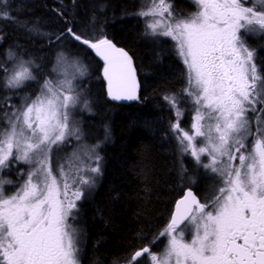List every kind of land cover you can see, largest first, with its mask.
I'll return each mask as SVG.
<instances>
[{"label": "snow or ice", "instance_id": "6c2138e0", "mask_svg": "<svg viewBox=\"0 0 264 264\" xmlns=\"http://www.w3.org/2000/svg\"><path fill=\"white\" fill-rule=\"evenodd\" d=\"M193 2L197 11L187 16L179 15L170 0H150L135 15L144 19L146 36L175 42L193 114L190 130L181 128L182 101L175 94L165 96L176 117L170 130L181 155L190 156L218 186L203 202L189 187L164 229L130 253L126 264H143V258L148 264H264V70L255 62L256 49L245 42L249 35L264 36V0ZM11 8V0H0V19L20 23ZM66 35L103 59L111 99H138L132 57L95 23L85 34L69 27L54 39L59 43ZM4 55L3 89L19 91L37 82L34 60L18 49ZM52 72L34 97L3 113L0 171L21 162L28 170L11 194L4 185L13 182L0 179V264H81L77 234L68 221L78 212L85 186L92 187L101 174L102 157L99 145L74 150L63 162L55 156L81 139L73 119L81 103L75 80L87 69L59 52ZM83 105L91 111L88 101ZM161 239L166 240L163 249L153 252Z\"/></svg>", "mask_w": 264, "mask_h": 264}, {"label": "trees", "instance_id": "16d2710c", "mask_svg": "<svg viewBox=\"0 0 264 264\" xmlns=\"http://www.w3.org/2000/svg\"><path fill=\"white\" fill-rule=\"evenodd\" d=\"M11 3V16L20 23L0 20V63L5 60L6 48L18 49L25 54L24 58L37 62L39 70L37 82L19 91L3 89L0 81V111H9L11 105L19 103L16 99L9 102L11 92L26 97L35 95L41 82L51 75L56 51L89 58L87 63L92 72L88 82L94 81L90 90L96 89L97 97L94 113L87 118L85 128L90 138L95 139L92 141L98 138L105 143L100 148L101 179L78 204L80 262L125 264L130 253L149 245L164 229L176 200L189 182L197 195H206L214 185L190 161H179L169 138L174 117L164 98L181 92L185 84L184 66L170 41L142 37V24L132 12L134 0H11ZM179 3L183 4L181 0ZM90 22L98 30L105 29L113 43L132 57L140 85L138 99L129 103L110 100L100 75L102 63L90 49L67 36L59 43L55 41L54 37L68 26L80 33L85 32ZM248 40L256 45L254 40ZM256 57L264 70V48L259 46Z\"/></svg>", "mask_w": 264, "mask_h": 264}, {"label": "rangeland", "instance_id": "374dc122", "mask_svg": "<svg viewBox=\"0 0 264 264\" xmlns=\"http://www.w3.org/2000/svg\"><path fill=\"white\" fill-rule=\"evenodd\" d=\"M253 2L259 4L260 0H249L250 5ZM149 5H150V2L147 3V7ZM147 7H145V10L147 9ZM177 13L179 15H181V16L190 15V14H186L185 15V13H187V12H184V10H182V11L178 10ZM141 20H142V24H143V26H142V35L143 36L142 37L147 38V39H152V40H158V41L159 40L160 41L168 40V41H170L172 43L173 48H174V50L176 52L175 42L172 41L170 38L160 37V38L157 39V38L146 36L145 35V21H144L143 18H141ZM89 33H92V32H89ZM94 34H96V33H93V35ZM47 35H49V34L46 33V36ZM249 38L251 40H254V42H256L255 44L262 45L264 47V36H260V35H249V36H246L245 37V42L251 48L253 45L250 44V42H249L250 40H248ZM41 39H43V38L41 37ZM7 50H8V48H6L4 50V53ZM56 52H55L56 54L53 55V62L54 63H53V65L50 68L51 75L49 77H47V78H52L55 75L52 72V69H53V66L55 65L56 56L59 53V51H56ZM176 55H177V53H176ZM69 57L79 59L82 62V64L84 66H86V69H87L86 75H84L83 77H79L78 76L77 79L75 80V83L78 85V90L81 93V103H80V105H78V107L76 109L73 110V119L76 121L77 126L80 128V131H81L82 135H81L80 141H76L75 139H73L71 147H65V148H63V150L58 151V152L55 153V156L59 159L60 162H63L64 158L68 154L72 153L74 150H79V149L83 148L85 151H87L93 145H99V147L96 149V151L100 155V148L105 143V140L101 141L98 138L96 139V141H92V140H95V139L90 138L89 131H87L86 128H85L86 122L88 121L87 118L92 116L93 113H94V108H93L94 107V101H95V97H97L96 89L92 88L90 90L91 85L94 84V81L91 80L90 83L88 82V80L90 79V72H92V67H90L89 64L87 63V59L89 60V58L84 59V57H81L79 55L69 56ZM177 57L179 58V60L183 64L182 59L178 55H177ZM25 59H29V58L26 57ZM255 62H256V59H255ZM35 63L37 64V62H35ZM183 66H184V64H183ZM184 69H185V66H184ZM99 70H100V75H101L102 65H100ZM67 71L71 75L72 72H73V69L72 68H68ZM43 81L41 83H43ZM87 83H89V86L86 85ZM186 87H187V77H186V69H185V84H184V87L182 88L181 92L179 93V95H176V96L181 99L182 102L180 103L179 107L184 111V116L180 120L181 128H183L185 130H190V126H191V123H192V114H193V112H192V104H191V102L189 100L185 99V95H184V92H183V90ZM10 91H12V90H10ZM38 91H39V88L36 90L35 95L37 94ZM35 95H33L32 97H34ZM25 98H26V96L24 94L18 95V94H13L11 92L9 102H12L14 99H16L17 101H19V103H17L15 106H19L24 101ZM83 101H88L89 106L91 108V111H88V110L84 109ZM165 101L167 103V106L170 108V110H171V112L173 114L174 118H173L172 123H174V122H176V117L174 115V112L171 109L168 101L167 100H165ZM4 111H6V110H4ZM4 111H0V125L3 124V120H2L3 114L2 113H4ZM9 111H11V109ZM169 138H170V140L172 141V143L174 145L175 152L177 153V158L179 159V161L185 162L186 160H188V161L191 162V164L194 166V168L196 166L199 169H201L197 165V163L190 156H182L181 155V153L179 152L178 146H177V142L174 139L173 133L170 130V126H169ZM27 170H28V166L21 162V163H14V164H12V166L10 168L5 169L3 171H0V179L10 180V181L13 182L11 185H9V184H5L4 185V190H5L6 194H11L12 192H14L16 190L15 186H18L20 183L23 182V178L21 176V173L22 172H26ZM203 172H204L203 169H201V173H203ZM100 179H101V174L95 178V184L92 187L89 188V187L85 186V188H84V196H86L87 193H89V191H92L98 185ZM217 186L218 185L214 184L213 188L217 187ZM212 189H211V192L208 194V196H210L215 191V189H214V191ZM80 201H78L77 203L79 204ZM77 217H78V214L76 213L75 214V218L74 219L72 218L73 220H72L71 223H69V225L71 226L72 229L75 230V232L77 234L78 246L80 248V252H79V259H80L81 258V251H82V241L80 239L81 238V231L78 228V225L76 223L77 222Z\"/></svg>", "mask_w": 264, "mask_h": 264}, {"label": "flooded vegetation", "instance_id": "af4514ba", "mask_svg": "<svg viewBox=\"0 0 264 264\" xmlns=\"http://www.w3.org/2000/svg\"><path fill=\"white\" fill-rule=\"evenodd\" d=\"M134 2H135V4H134V6H133V14L135 15L139 10H141V8L143 7L144 9H145V7H147V3H149L150 2V0H134ZM170 2H173L174 3V5H175V11L177 12L178 10H180V11H182V10H184V12H187V13H185V15L186 14H192V13H195L196 11H197V6H196V4L193 2V0H181V2L183 3V4H181V3H179V0H170ZM137 21L140 23L141 22V24H142V20H141V18L139 17V16H137ZM142 26H143V24H142ZM70 26H68L67 28H69ZM141 29H142V27H141ZM100 32H102V34L103 35H105V36H107V38L108 39H110L111 40V38H110V36H109V34H107V32L105 31V29H101V30H99ZM77 34H85V32H80V33H77ZM89 35H93L92 33H88ZM67 36V35H66ZM68 37V36H67ZM70 38V37H69ZM65 40V39H64ZM71 41L72 42H75L74 40H72L71 39ZM253 45V44H252ZM259 46L261 47V48H264L262 45H258V44H256V45H253L251 48L252 49H256V54H257V51H258V48H259ZM257 58V57H256ZM255 58V59H256ZM256 64H257V67L260 69V66H259V64H258V62H257V59H256ZM184 168V167H183ZM193 168H194V166H193ZM185 169V168H184ZM194 169H196V171H199V172H201V169H199L198 167H196L195 166V168ZM192 184L193 183H191L190 184V182L188 183V185H186L185 187H184V189H183V191H182V194L179 196V198L181 197V196H183V194H184V192H185V190H187L189 187H191V188H193V186H192ZM216 187H214L212 190L214 191V189H215ZM193 190V189H192ZM194 191V190H193ZM211 192V190L206 194V195H208L209 193ZM195 193V192H194ZM197 195V194H196ZM206 195H202V194H200V195H197L200 199H201V201L203 202V200H204V197L206 196ZM72 218H69V221H68V223H71L72 222ZM158 236V235H157ZM191 237L189 236L188 237V239H190ZM166 243V240L165 239H161L160 240V242H159V244L156 246V247H153L152 248V251L153 252H159V251H161L162 249H163V246H164V244ZM126 264V263H125ZM143 264H148V261H147V258H143Z\"/></svg>", "mask_w": 264, "mask_h": 264}, {"label": "water", "instance_id": "95a60500", "mask_svg": "<svg viewBox=\"0 0 264 264\" xmlns=\"http://www.w3.org/2000/svg\"><path fill=\"white\" fill-rule=\"evenodd\" d=\"M115 44V43H114ZM116 45V44H115ZM117 46V45H116ZM118 48H122V47H120V46H117ZM124 49V48H123ZM125 50V49H124ZM126 51V50H125ZM92 52H93V54L96 56V57H98L100 60H102L103 61V59L102 58H100L99 56H97L96 54H95V52H94V50H92ZM127 52V51H126ZM128 53V52H127ZM129 54V53H128ZM130 56V55H129ZM104 62V61H103ZM133 62V61H132ZM133 66H134V64H133ZM102 77H103V79H104V83H105V89H106V93H107V81H106V79L104 78V75L102 74ZM136 77H137V75H136ZM138 91H139V89L137 90V95H138ZM108 95V94H107ZM109 97V96H108ZM109 99H111L110 97H109ZM111 100H113V99H111ZM113 101H115V102H118V103H129V102H131V101H133V100H120V101H116V100H113ZM186 191V190H185ZM184 195V194H183ZM182 198V196L179 198V199H181ZM178 199V200H179ZM177 200V201H178ZM176 201V202H177ZM176 202H175V204H176ZM175 204H174V208H175ZM174 208H173V211H174ZM173 213V212H172Z\"/></svg>", "mask_w": 264, "mask_h": 264}]
</instances>
